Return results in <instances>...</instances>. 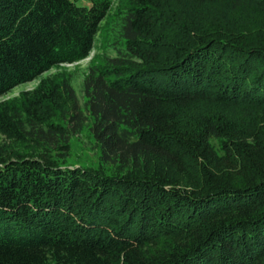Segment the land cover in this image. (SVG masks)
I'll use <instances>...</instances> for the list:
<instances>
[{"label": "trees", "instance_id": "trees-1", "mask_svg": "<svg viewBox=\"0 0 264 264\" xmlns=\"http://www.w3.org/2000/svg\"><path fill=\"white\" fill-rule=\"evenodd\" d=\"M110 3L0 0V96L86 57ZM114 14L82 104L67 72L0 100V264H264V0ZM84 128L98 165H68Z\"/></svg>", "mask_w": 264, "mask_h": 264}, {"label": "rangeland", "instance_id": "rangeland-1", "mask_svg": "<svg viewBox=\"0 0 264 264\" xmlns=\"http://www.w3.org/2000/svg\"><path fill=\"white\" fill-rule=\"evenodd\" d=\"M110 2V9L105 18L101 21L100 31L95 35L92 48L86 57L74 62L61 63L52 66L41 73L37 78L17 84L5 94L1 95L0 100L16 97L23 91L33 89L42 78L53 76L60 72H67L72 76V86L82 104V81L84 74L88 71L91 60L94 57L103 54H106L109 57H114L124 52L123 39L121 36V22L119 20L113 21L115 15L114 11L118 0H110ZM106 24H108L110 44L109 47L104 49L102 45V30L105 28ZM0 140H2V138H0ZM70 144L71 149L65 156L66 164L76 166L98 165L97 150L95 149L93 139L86 128L75 134L71 138Z\"/></svg>", "mask_w": 264, "mask_h": 264}]
</instances>
